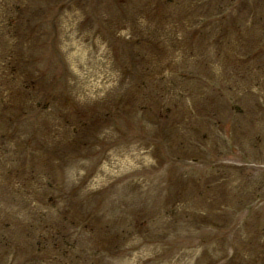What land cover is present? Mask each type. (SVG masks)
I'll return each instance as SVG.
<instances>
[{"label": "rangeland", "instance_id": "374dc122", "mask_svg": "<svg viewBox=\"0 0 264 264\" xmlns=\"http://www.w3.org/2000/svg\"><path fill=\"white\" fill-rule=\"evenodd\" d=\"M7 38L0 264H264V0H0Z\"/></svg>", "mask_w": 264, "mask_h": 264}]
</instances>
